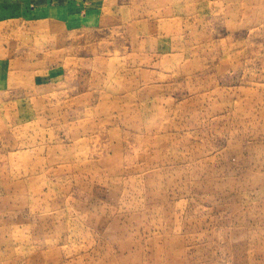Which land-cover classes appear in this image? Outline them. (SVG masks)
<instances>
[{"label": "rangeland", "instance_id": "374dc122", "mask_svg": "<svg viewBox=\"0 0 264 264\" xmlns=\"http://www.w3.org/2000/svg\"><path fill=\"white\" fill-rule=\"evenodd\" d=\"M0 0V264H264V0Z\"/></svg>", "mask_w": 264, "mask_h": 264}, {"label": "crops", "instance_id": "0c3cea01", "mask_svg": "<svg viewBox=\"0 0 264 264\" xmlns=\"http://www.w3.org/2000/svg\"><path fill=\"white\" fill-rule=\"evenodd\" d=\"M30 5L36 7L45 8L46 10L54 9L53 13L64 14L68 8L74 9L76 6H79L80 0H27Z\"/></svg>", "mask_w": 264, "mask_h": 264}]
</instances>
